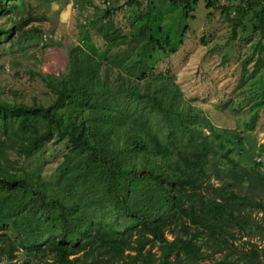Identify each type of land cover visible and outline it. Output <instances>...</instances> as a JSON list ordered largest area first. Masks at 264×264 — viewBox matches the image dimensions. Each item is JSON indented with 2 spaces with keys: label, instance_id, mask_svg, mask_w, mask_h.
<instances>
[{
  "label": "trees",
  "instance_id": "16d2710c",
  "mask_svg": "<svg viewBox=\"0 0 264 264\" xmlns=\"http://www.w3.org/2000/svg\"><path fill=\"white\" fill-rule=\"evenodd\" d=\"M245 1L260 5L264 48V0ZM33 19L45 15L29 11L6 28L0 21V31ZM96 27L102 59L77 45L64 70L37 72L51 103L0 97V264H260L256 249L239 250L232 239L235 227L257 231L241 206L264 210V202L236 191L234 180L264 183L261 163L240 172L225 156L232 180L209 182L217 165L207 118L172 76L122 72L135 42L112 22ZM256 121L253 113L246 127ZM55 138L67 141L58 183L4 156L12 147L29 158Z\"/></svg>",
  "mask_w": 264,
  "mask_h": 264
},
{
  "label": "rangeland",
  "instance_id": "374dc122",
  "mask_svg": "<svg viewBox=\"0 0 264 264\" xmlns=\"http://www.w3.org/2000/svg\"><path fill=\"white\" fill-rule=\"evenodd\" d=\"M206 2L111 0L106 5L101 0H8L0 10L5 28L29 11L44 14L45 19L30 20L20 29L12 27L10 33L0 31V97L51 103L54 94L37 72L64 70L77 45L102 59L105 39L96 26L112 22L136 44L121 71L133 76H172L182 96L207 118L201 125L213 141L210 156L217 165L209 182L217 185L231 178L233 162L225 156L240 164V172L257 162L264 172V48L257 45L262 36L260 5L214 0V5L206 7ZM222 5L229 7L228 13ZM253 113L257 121L248 128L246 121ZM66 152L67 141L55 138L29 158L12 147L4 156L58 183L59 164ZM248 180L245 184L234 180L236 191L264 202V183L252 175ZM241 212L248 214L257 231L246 235L235 227L232 240L239 250L256 249L264 264V210L241 206ZM166 233L171 239L172 233ZM153 250L158 251L157 245ZM16 254L21 260L22 250ZM219 255L215 252L202 261L211 263Z\"/></svg>",
  "mask_w": 264,
  "mask_h": 264
},
{
  "label": "built area",
  "instance_id": "2783aa9c",
  "mask_svg": "<svg viewBox=\"0 0 264 264\" xmlns=\"http://www.w3.org/2000/svg\"><path fill=\"white\" fill-rule=\"evenodd\" d=\"M101 2L107 5L110 4L111 0H101Z\"/></svg>",
  "mask_w": 264,
  "mask_h": 264
}]
</instances>
